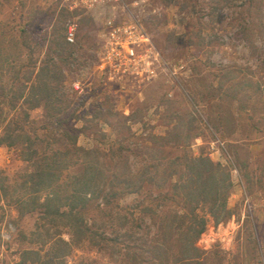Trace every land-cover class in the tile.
Here are the masks:
<instances>
[{
	"label": "rangeland",
	"instance_id": "rangeland-1",
	"mask_svg": "<svg viewBox=\"0 0 264 264\" xmlns=\"http://www.w3.org/2000/svg\"><path fill=\"white\" fill-rule=\"evenodd\" d=\"M71 27L73 41L68 42ZM127 29H133L132 40L125 36ZM111 35L121 47L132 48L136 60L132 64L121 58L105 71L102 59ZM30 58L33 69L48 59L59 68L65 110L50 106L45 111L40 102L28 111L27 133L38 132L48 112L51 122H68L79 130L78 147L96 150L62 172L55 188L59 200L70 195L85 166L91 171L99 163L104 175L100 186L106 188L117 169L103 160L111 155L102 156L123 140L134 183L143 189L118 204L165 193L173 200L169 183L177 178H169L167 159L181 152L168 142L179 138L182 153L221 166L231 182L225 214L213 218L206 209L197 213L206 220L196 242L200 264H264V0H0V93L9 88L13 69L20 76L14 85L24 83ZM3 101L0 120L6 121L9 98ZM4 126L0 122V135ZM16 145L0 146V187L5 193L0 198V264H18L23 250L36 249L29 235L37 227L59 230L65 241L70 238L60 225L38 221L32 204L14 203L31 195L25 183L34 169ZM146 149L154 151L149 165H165L137 173L149 159ZM46 194H38L39 203ZM101 197L96 190L89 195L87 226L111 233L112 224L122 235L115 219L97 213ZM166 205L154 217L156 224L165 223V235L173 216L182 213L175 203ZM142 229L137 236L144 235ZM151 232L161 237L159 230ZM87 235L69 247L65 263L110 264ZM179 248L172 244L169 259L179 255Z\"/></svg>",
	"mask_w": 264,
	"mask_h": 264
},
{
	"label": "trees",
	"instance_id": "trees-1",
	"mask_svg": "<svg viewBox=\"0 0 264 264\" xmlns=\"http://www.w3.org/2000/svg\"><path fill=\"white\" fill-rule=\"evenodd\" d=\"M56 39L57 44L61 45L60 34H57ZM51 63L52 61L48 59L41 68L33 69L35 62L30 58V72L27 73L28 76L23 81L24 83L18 87L14 84L20 80V76L17 71H14L15 69L12 70L13 80L9 88H1L0 93V113L3 112V100L6 98H9V101L5 103L7 106L5 113L11 112L10 116L7 115L8 118L5 115L6 121L0 120L5 123L1 130L0 146L21 145L19 153L22 160L31 163L34 168L25 183L31 195L25 201L15 200L14 203L20 206L32 204L34 209L32 212L38 214V221L43 220L47 225H60L61 228L69 230L70 238L69 241H65L61 238L59 230L55 233L48 230L42 232V228L37 227L29 235L30 243L36 246V249L23 250L20 253L18 264H66L64 258L69 247L75 242H80L83 237L86 238L87 234H89L88 242L112 260L110 264H200L201 252L196 247V242L205 230L206 220L197 213L206 209V213L213 218H216L217 213L225 214L226 196L231 187L229 173L206 158H191L185 155L181 151L184 145L179 138H176L175 143L172 141L168 143L174 144L173 146L180 150L181 154L167 159L170 169L169 178H177L175 182L170 181L169 183L171 185L169 188L173 190V200L165 193L157 195L152 200L143 197L138 198L132 205L121 206L118 204L119 199L130 194L138 196L143 189V186H137L134 183L135 176L131 173L127 160L126 140H123L111 147L107 153H104L105 155L102 153V157H107V154L111 155L110 158L103 160L113 162L117 169L112 173L111 181L106 184V188L103 189L100 186L104 175L97 166L99 163L94 164L95 168L91 171L90 167L85 166L82 174L75 180L70 195L59 200L55 194V188L62 172L76 164L73 162L79 158L83 159V157L94 155L93 153L96 154V150L88 151L78 147L79 130L68 122L64 124L61 121L51 122V115H48V112H45L47 114L43 116L45 120L42 121V128H39V131L34 132L32 136L27 133L28 111L40 106V102H44L45 111L50 110V106L65 110V102L61 100L64 94H60L61 74L59 68ZM27 84H30L29 88ZM21 87L25 91H20ZM5 90L6 92L2 94ZM23 137L26 139L25 143L20 141ZM160 138V141L165 139ZM146 152L149 156L147 164L137 173L150 172V168L156 169V166L165 165L161 162L157 165L156 163L153 166L149 165L153 161V156L150 155L154 151L146 149ZM100 156L97 155V157ZM73 158L74 160L71 161ZM179 168L181 172L178 175ZM94 190L98 195H102V203L96 208L97 213L106 215L112 220L115 219L117 227L124 230L122 235L118 234L120 231H113L112 224L109 227L111 233L105 230L94 232L90 226H87L86 204L90 200L89 195L91 196ZM40 192L47 193L41 203L37 200ZM1 196L5 197L2 186L0 187V198ZM168 201L175 203L182 213H176L173 216L171 223L167 224L169 233L165 235L162 232L166 230L165 223L162 221L156 224L154 217L157 215L155 211L164 209ZM145 219H148L149 223H145ZM215 220L218 221V219ZM43 225L41 222V226ZM140 229L144 231L143 236L136 235V231ZM152 229L159 230L161 237H156L158 232L152 237ZM94 240L97 241L94 242ZM172 244L180 247L179 255H175V259H169L168 249H171ZM79 264L87 263L80 262Z\"/></svg>",
	"mask_w": 264,
	"mask_h": 264
},
{
	"label": "built area",
	"instance_id": "built-area-1",
	"mask_svg": "<svg viewBox=\"0 0 264 264\" xmlns=\"http://www.w3.org/2000/svg\"><path fill=\"white\" fill-rule=\"evenodd\" d=\"M131 30L133 29H127L125 31L126 33V37L129 40H132V32ZM120 30L118 29V31H116V33H113L112 35L115 36V34H117ZM124 32V31H123ZM139 32H141V30H139ZM143 32V31H142ZM143 36H141L142 39H144L143 41H148L146 36L144 35V33H142ZM66 40L68 42H72V38H73V29L72 27L69 28L67 34H66ZM111 35L112 38V43H110V41H108L105 44V50H104V55H103V59L102 62L105 60L106 62H104L105 66H108V69L105 68L104 70H110L109 66L112 67V64H119L121 62V58H129V61H132V64L134 63V61L136 60V56H135V52L132 48H123L120 46L121 43L118 42V40H115L114 37ZM137 42H134L133 44H136ZM119 47L121 50H119ZM150 55V54H149ZM101 62V61H100ZM104 64L101 65L104 66ZM112 69V68H111ZM149 72V71H148ZM147 72V73H148Z\"/></svg>",
	"mask_w": 264,
	"mask_h": 264
}]
</instances>
